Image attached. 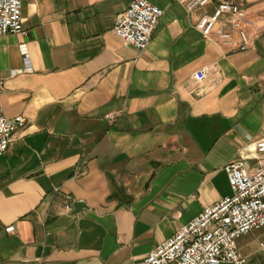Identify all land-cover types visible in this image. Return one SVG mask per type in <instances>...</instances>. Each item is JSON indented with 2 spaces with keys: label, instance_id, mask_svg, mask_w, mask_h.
<instances>
[{
  "label": "crops",
  "instance_id": "crops-1",
  "mask_svg": "<svg viewBox=\"0 0 264 264\" xmlns=\"http://www.w3.org/2000/svg\"><path fill=\"white\" fill-rule=\"evenodd\" d=\"M21 1L25 33L0 38L4 113L27 119L0 156V264H135L233 194L228 163L264 161V0H232L246 50L232 15L199 27L222 0H149L144 51L114 33L132 0ZM237 243L264 264V227Z\"/></svg>",
  "mask_w": 264,
  "mask_h": 264
},
{
  "label": "built area",
  "instance_id": "built-area-1",
  "mask_svg": "<svg viewBox=\"0 0 264 264\" xmlns=\"http://www.w3.org/2000/svg\"><path fill=\"white\" fill-rule=\"evenodd\" d=\"M186 4L189 11L205 7L212 0H178ZM21 0H0V38L11 33H25ZM163 9L149 0H132L128 9L115 22L114 33L144 51L149 46ZM232 15V25L239 30L240 50L250 47L248 33L241 27V19L246 12L232 0H222L211 16L204 17L199 27L210 36L223 15ZM220 37L231 42L228 30H218ZM211 70L204 67L194 74V79L202 82ZM3 83L0 79V156L4 155L16 133L27 126L23 115L9 118L5 115L1 102ZM114 118V116L112 117ZM259 155H264V138L255 143ZM251 168L248 158H240L225 166L233 191L231 196L220 199L207 207L191 222L182 226L172 237L162 242L149 255L135 264H246L238 239L253 230L264 227V161ZM15 230L14 226L7 231ZM39 264H48L44 259Z\"/></svg>",
  "mask_w": 264,
  "mask_h": 264
},
{
  "label": "water",
  "instance_id": "water-1",
  "mask_svg": "<svg viewBox=\"0 0 264 264\" xmlns=\"http://www.w3.org/2000/svg\"><path fill=\"white\" fill-rule=\"evenodd\" d=\"M84 206L85 204L83 202L75 203V208L77 209V212H79V210H81V208H83Z\"/></svg>",
  "mask_w": 264,
  "mask_h": 264
}]
</instances>
